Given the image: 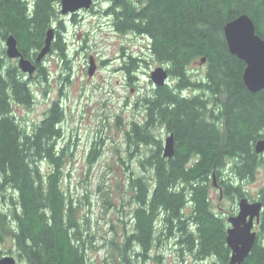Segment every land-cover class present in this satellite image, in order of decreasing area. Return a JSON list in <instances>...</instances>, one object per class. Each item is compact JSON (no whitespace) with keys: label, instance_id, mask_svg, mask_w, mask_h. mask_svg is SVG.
I'll list each match as a JSON object with an SVG mask.
<instances>
[{"label":"trees","instance_id":"obj_1","mask_svg":"<svg viewBox=\"0 0 264 264\" xmlns=\"http://www.w3.org/2000/svg\"><path fill=\"white\" fill-rule=\"evenodd\" d=\"M54 0H0V241L10 227L19 260L27 264H90L86 251L92 237L77 217V207L61 186L66 146L58 147L62 110L53 102L45 117L27 131L13 114V104L30 105L33 93L25 73L8 59L4 43L17 39L23 56L35 61L51 27ZM118 32L146 36L152 56L166 66L170 82L153 87L141 99L145 117L132 121L126 137L135 147L151 146L141 160L145 179L134 186V230L120 248V259L109 264H132L128 253L135 243L143 257L152 246L175 238L181 254L193 264H229L226 217L212 209L209 188L213 173L225 197L245 196L238 181L252 179L263 153L255 142L264 136V89L250 92L244 85L243 61L230 54L223 25L248 14L264 37V0H120L107 9ZM53 45L59 50V37ZM206 58L203 78L192 80L189 66ZM130 57L125 68L130 73ZM136 67V63H134ZM39 74L45 69L37 63ZM193 88V94L184 91ZM173 133L175 152L162 155V140L154 128ZM92 146L88 161L94 158ZM50 169L43 172L41 163ZM229 169L230 177L223 178ZM16 194L15 197L13 194ZM256 241L242 264H264V189ZM160 221L162 227L156 228Z\"/></svg>","mask_w":264,"mask_h":264},{"label":"rangeland","instance_id":"obj_2","mask_svg":"<svg viewBox=\"0 0 264 264\" xmlns=\"http://www.w3.org/2000/svg\"><path fill=\"white\" fill-rule=\"evenodd\" d=\"M112 3L113 0H94L88 9L62 14L60 0H54L50 23L55 39L39 62L45 74H39L38 69L31 76L25 74L33 102L28 106L13 104V114L27 131L45 117L53 102L62 110L61 136L57 143L58 147H67V156L61 186L77 207L82 229L92 237L86 251L90 264L119 261L120 248L134 230L132 215L136 203L131 182L137 177L151 176V171L144 170L140 162L151 146L138 144L135 147L128 142L126 131L132 121L142 123L144 120L141 99L155 87L149 78L150 72L157 66L166 67L150 53L146 36L115 29L113 17L107 12ZM59 37L65 46L62 51L53 45ZM90 57L95 62L92 75L88 74ZM130 57L137 61H134L136 67L131 64L129 73L125 64ZM8 59L17 65V59ZM206 67L200 60L191 64L188 67L191 79L203 78ZM193 92V88L184 91ZM153 132L161 138L163 146L169 133L162 126H157ZM93 145L96 152L88 161ZM262 160L252 179L238 181L250 201L259 200L260 191L264 189V153ZM40 165L43 172L50 169L45 162ZM228 170L223 172L225 179L231 176ZM216 185L221 186V183L215 176L209 188L212 209L227 219L237 212L239 198L221 195ZM0 206L3 211L13 207L8 200L2 201ZM11 217L10 214V228L2 232L0 258L11 255L15 264H27L17 256L10 230L15 228V222ZM161 227L158 221L156 228ZM140 251L132 243L128 250L132 264L194 263L191 255L181 254L173 237L152 246L144 257L136 254Z\"/></svg>","mask_w":264,"mask_h":264},{"label":"water","instance_id":"obj_3","mask_svg":"<svg viewBox=\"0 0 264 264\" xmlns=\"http://www.w3.org/2000/svg\"><path fill=\"white\" fill-rule=\"evenodd\" d=\"M94 0H60L61 13H74L80 9H88ZM120 0H113V2ZM223 36L230 54L243 61L245 64L242 80L245 87L250 92L264 89V37L256 32L253 19L248 14H240L227 21L223 25ZM54 28L49 27L44 36V42L39 49L35 61L23 56L18 48L17 39L9 34L5 39V52L8 58L17 59V66L21 72L28 76L33 75L37 70V63L50 51L54 41ZM205 57L200 59L203 63ZM95 70V62L92 57L89 60L88 74L92 75ZM168 72L164 66H157L150 74L149 78L155 87L167 84ZM256 153H264V136L255 142ZM175 152L173 133H169L162 146V155L171 158ZM215 174L213 173V181ZM220 194L222 189L220 188ZM238 210L235 214L229 215L226 219L225 241L230 249L229 264H242L249 255L252 246L256 241L257 232L255 227L259 223L261 211L263 209L260 200L250 201L242 196L238 199ZM16 260L11 255L0 258V264H15Z\"/></svg>","mask_w":264,"mask_h":264},{"label":"flooded vegetation","instance_id":"obj_4","mask_svg":"<svg viewBox=\"0 0 264 264\" xmlns=\"http://www.w3.org/2000/svg\"><path fill=\"white\" fill-rule=\"evenodd\" d=\"M75 13H78V11H77V12H74V14H75ZM216 186H217V185H216ZM217 187H218V189H220V188H221V186H220V185H218ZM222 194H223V193H222ZM222 194H221V195H222Z\"/></svg>","mask_w":264,"mask_h":264}]
</instances>
